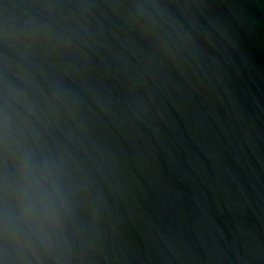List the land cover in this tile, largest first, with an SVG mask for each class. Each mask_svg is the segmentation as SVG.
I'll return each mask as SVG.
<instances>
[{"label":"water","instance_id":"water-1","mask_svg":"<svg viewBox=\"0 0 264 264\" xmlns=\"http://www.w3.org/2000/svg\"><path fill=\"white\" fill-rule=\"evenodd\" d=\"M0 264H264V0H0Z\"/></svg>","mask_w":264,"mask_h":264}]
</instances>
